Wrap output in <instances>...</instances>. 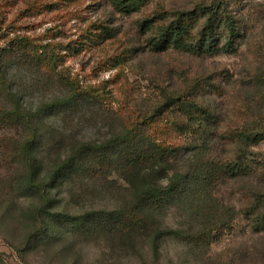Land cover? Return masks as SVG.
I'll return each instance as SVG.
<instances>
[{"label":"trees","instance_id":"1","mask_svg":"<svg viewBox=\"0 0 264 264\" xmlns=\"http://www.w3.org/2000/svg\"><path fill=\"white\" fill-rule=\"evenodd\" d=\"M106 2L115 12L140 14L135 28L144 52L182 59L170 68L178 82L162 85L153 77L145 111L133 105L128 114L117 115L118 128L100 141L77 139L60 129V120L72 112L87 114L91 107L84 103L97 98L96 89L81 88L58 68L62 48L74 53L79 47L41 44L40 51L20 36L0 44V123L20 132L15 148L23 167L15 180L24 194L38 197L45 214L40 226L45 229L27 237L19 252L35 239L45 243L44 238L97 231L122 245L146 239L155 256L168 236L200 251L234 226L236 210L218 196L220 186L237 187L242 213L254 230L264 232V163L252 158L264 143V61L254 54L248 62L242 52L252 47L257 31L245 19V0ZM98 29L106 39L115 33L105 24ZM241 55L247 64L241 79L212 65L217 57ZM22 69L26 74L17 82L13 72ZM222 79L230 91L216 83ZM56 84L60 90L52 93ZM245 84L256 89V114L230 126L227 105L246 104ZM32 91L45 97L30 98ZM82 176L114 191L115 207L51 211L54 189ZM171 208L186 212L189 231L166 222Z\"/></svg>","mask_w":264,"mask_h":264},{"label":"rangeland","instance_id":"2","mask_svg":"<svg viewBox=\"0 0 264 264\" xmlns=\"http://www.w3.org/2000/svg\"><path fill=\"white\" fill-rule=\"evenodd\" d=\"M245 4V19L250 24L255 22L257 31L253 34L252 47L246 45L242 52L248 56V62H252L254 54L264 61V0H245ZM139 16L115 12L106 0H0V44L20 36L28 38L40 51L41 44L78 46L79 50L74 53L62 48L63 63L58 69H63L62 73L81 88H95L93 93L97 98L94 96L84 103L91 107L87 114L72 112L63 115V122L56 119L66 134L100 141L118 128L117 115L128 114L133 105L142 107V111L147 109L143 98L154 90L150 84L153 77L162 85L178 82L170 68L182 59L176 54L155 58L144 52L141 48L144 41L135 28ZM101 24L115 32L112 37L102 36L98 29ZM243 63L242 55L221 56L212 65L223 67L233 78L241 79L242 69L247 65ZM253 72L252 68L250 73ZM13 73H17V82L26 74L23 69ZM218 82L225 90H231V84L228 86L223 79ZM58 90L56 84L52 93ZM255 90L252 84L242 85L246 104L238 107L231 100L227 105L230 126L256 114ZM29 97L43 99L45 94L32 91ZM19 134L0 123V260L5 264H264V232L254 230L242 213L243 201L236 193L237 187L227 186L218 187L217 194L235 208L234 226L226 228L200 251L168 236L162 240L159 254L155 256L146 239L137 238L131 245H122L97 231L90 235L64 234L52 240L44 236L45 243L35 239L28 250L19 252L27 237L45 229L40 227L45 214L38 197L24 194L15 180L23 167L15 148ZM253 151L258 154L252 158L264 163V143ZM115 197L114 191L82 176L54 189L51 211L82 214L92 208L112 209L116 205ZM165 215L173 228L187 231L191 228L183 209L171 208Z\"/></svg>","mask_w":264,"mask_h":264}]
</instances>
